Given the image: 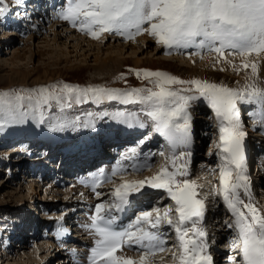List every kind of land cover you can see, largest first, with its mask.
I'll list each match as a JSON object with an SVG mask.
<instances>
[{
  "label": "snow or ice",
  "instance_id": "obj_1",
  "mask_svg": "<svg viewBox=\"0 0 264 264\" xmlns=\"http://www.w3.org/2000/svg\"><path fill=\"white\" fill-rule=\"evenodd\" d=\"M6 12L7 8L0 6V18ZM59 18L94 40L108 34L134 41L147 33L166 55L183 54L192 49L187 53L189 56L213 55L217 64L230 63L228 57H240V65H231L237 74L241 69H251V75L246 77L251 82L240 88L200 79L181 80L162 71L139 70L135 72L137 78L147 80L151 87L120 92L106 88H71L65 84L27 93H0V128L23 124L37 113V122L44 123L41 108L53 101L63 100L70 107L72 103L89 99L118 100L126 105H141L142 109L136 116L117 112L113 120L129 129L150 126L166 142L171 152L166 157L167 165L151 176L117 184L113 177L128 171L117 166L110 176L100 170L93 178L91 188L98 198L101 193L96 190L103 183L115 186L108 193V201L97 203L90 217V230L98 239L91 249L89 264H157L150 257L165 251L172 252L174 264H213L207 232L201 226L205 201L198 198L199 186L187 179L185 157L190 159L192 153L177 152L191 146L189 108L197 101L211 109L216 121L219 184L213 195L223 201L232 218L227 226L235 234L230 241L235 255L229 260L231 264H264V215L250 198L245 164L246 132L238 107V104L254 106L255 111L250 113L252 123L264 127V88L256 83L259 65L250 60L264 55V0H67ZM66 127L68 124L63 121L54 122L51 130L59 132ZM137 156V148L132 147L123 158L133 160ZM130 167L132 174H137L151 166L133 163ZM149 189L166 193L172 206L144 209L126 225H118L117 214L127 213L151 197L153 193ZM241 193L249 197L247 202ZM162 224L175 233L172 249L165 247L167 233L160 231ZM124 248L138 251L139 259L118 256L117 252Z\"/></svg>",
  "mask_w": 264,
  "mask_h": 264
},
{
  "label": "rangeland",
  "instance_id": "obj_2",
  "mask_svg": "<svg viewBox=\"0 0 264 264\" xmlns=\"http://www.w3.org/2000/svg\"><path fill=\"white\" fill-rule=\"evenodd\" d=\"M2 1H6V3H1ZM12 2L19 6H27L31 4L33 0H0V6H5L7 8V12L13 11L12 14H14L17 6L12 7ZM55 5H57V3ZM64 7L65 6H63V8ZM60 11H62V9ZM30 21V25L28 24V22L19 24L15 22L12 29L9 28L10 26L7 27L6 25H4L5 23H0L2 24L0 25V93L17 91L27 93L35 89L47 88L51 85L65 84L71 88H106L120 92L151 87L147 80L143 79L142 77L137 78L135 72L139 70L162 71L181 80L200 79L213 83H222L230 88H237L234 87L232 85V82H229V80L236 77V80L238 79V81H243V79L246 78V75L249 72V69H241L239 71V74H237V72L231 65H240L241 58L228 57L227 59L230 61V63L224 64V62L222 61L223 63H220L221 66H219L217 73L209 74L207 72L209 71L208 69L213 65H210L208 69H205L202 72L200 71L196 73V70H194V66L196 65V63L201 60L203 61L204 58L214 59L213 55L205 54L203 58L199 56H189L187 53H190L193 50L188 49L185 50L186 55L177 53L178 56L181 55L180 59L182 58L181 60H183L184 62L186 61L187 65H179L175 62H168L164 60V55L167 56L165 54V50L162 47L158 46L155 43V40L147 35V33L137 36L134 41L127 40L125 42L124 40L112 38L113 35L108 34H104L99 40H94L82 34L67 22L61 20L59 17H51V20L46 21V23L37 21L32 24L33 19H30ZM23 26H26V28L28 26V28L25 30ZM13 29H15V31H13ZM66 34L82 39L86 43V45L95 44L100 46H108L110 44H117L136 46V48L141 47L144 53L140 54L138 58L143 60L142 64H136L137 55L136 58L133 55V57L129 56L127 59H118V63H116L115 66L100 69L99 63L101 64L105 60V53L96 56L92 52L86 53L85 51H83L84 49H77L76 51L73 48L75 42L67 38ZM91 53L92 55H90ZM20 57L21 59H19ZM260 59L264 60V56L260 57L258 60ZM8 62H13V64L15 65L11 66ZM89 102H91V100H89ZM94 102L97 104V107L94 108V111L98 112V114L111 113L115 115L117 112H125L126 114L136 116L141 112L142 109L141 105H126L118 100H110L109 102H106V100H94ZM77 105L79 104L72 103L71 106L68 107L65 105L63 100H61L60 102L53 101L51 104L41 108V112L44 117V123L40 124L37 122L39 119V113H37L35 115H30L23 124H11L0 128V154L3 153L5 149H8L10 141H14L21 136H36L35 140L41 141V138H43V134L45 133L55 136L56 134H63L64 132H69L71 130L75 131L77 124L76 122H73L71 120H65L64 122L68 124V127H66L65 130L59 132L52 131V126H50L49 124L58 122L61 118L64 117L75 116L76 110L81 109L76 108ZM202 105L206 104L202 101H197L194 102L189 108V113L192 117V123L194 126L192 129L191 140L192 150H190V152L192 153L191 157H194L193 159H191L188 178H190L189 180L191 181L194 180L193 182H195L196 184L199 183L198 186H200V184L202 185L203 188L197 190L201 197H209L207 200H205L204 216H206L205 220L208 216L210 217H208L204 222V229L208 235V242L210 245L209 253L213 258V264H229L231 261L224 262L220 260L228 259L230 257L225 256L228 255L225 250H228L230 248V241L235 235H231L233 229L230 230V228L227 226V224L230 223L229 220H231L232 218L231 215L229 216V218L228 214L225 213L226 211L224 212L223 210H221L219 205L216 206V204L219 203V197L213 195L219 184V158L215 155V143L218 140L216 121L211 109L204 108L205 110H202ZM242 106L243 104H238V107L241 110V122L243 124L244 131L246 132L245 149L248 148L249 152H253L255 149L252 150V148H250V144L258 137H253L255 136V134L251 133V131H255L256 129L261 128V126H257L252 129V127L250 126V120L252 121L250 113L255 111V108L250 107L248 113L247 110L249 108L245 107L243 109ZM200 109L202 110L201 112ZM88 114L91 117L86 121L85 124L89 125L86 128H90L93 135L103 133V130H105L107 126L112 123L106 116L98 115L97 120L96 117H94V113ZM247 116H250L251 119ZM256 133H258L257 130ZM146 135H148L149 137L155 135V133H153L152 130L148 129L137 136V138H141V136L143 137ZM145 138L146 137H143L142 139L137 140L136 144L132 146L137 148L138 153V148L140 147L139 145H141L140 141L145 140ZM148 141L149 139H146V142L143 143L144 145L142 144V151L140 152L141 155H145V153L147 154V152L143 151V147L149 148L146 144ZM255 142L257 144V142L260 141ZM255 142H253L252 144H254ZM129 144L132 143L130 142ZM120 145L121 143H119L115 147H119ZM113 146L114 145H112L109 151L104 152L105 156L103 155V158L109 159L107 160V162L110 167L117 163H121L122 165H124V168L128 169L126 174L113 177V180L117 184L124 180H140L144 179L145 177L151 176L150 171L159 167V162L161 163V161L166 159L159 155V152H163L162 149L167 145L166 143L161 144L160 142L159 145L152 147V150L154 151H159V146L161 148L160 151L155 154L154 161L152 160L149 163L150 166H153V164L155 163L154 166L150 169H145L140 173L132 174L130 161L128 162L127 159L123 158L128 150L115 152V147ZM203 146L206 149H203ZM263 146L264 145H262V147ZM119 149L121 150L120 147ZM179 150L189 151L183 149ZM261 150V155L259 156H262V154H264V148ZM169 155L171 154L168 153L167 157ZM157 159L160 161H158ZM157 161L158 163H156ZM200 164L207 170L198 172L197 166H200ZM245 164L246 169H248L246 157ZM19 167H21V165H14L13 163H9V161L5 159L3 154L2 156H0V221L4 215H8V213H16L17 216H15L14 219L17 222L16 224L19 225L18 223H23L26 227L25 233L29 234L31 233L30 231H32L31 226L33 224L31 219L34 218L39 211L38 220L41 221V226H46L47 229H49V227H56L57 222L64 221V218L69 210H72L74 206L78 204V202H73L76 196L73 194L66 195L65 191H68L69 185H65L61 188H54V190L52 189L51 193L46 195L47 199L44 202L41 201V203H38L37 201H35V199L34 201H31V199L29 200L25 192L18 193V190L24 186L25 188H29L28 192L31 193L32 189H30L29 187L31 183L34 184L33 186L35 187L36 192L39 191V188L36 187L37 185L32 180L25 181V179L21 176V172L19 173L17 169ZM252 178L254 180V185L252 183L253 186L250 187L251 182H253V180L251 181L250 177L249 187L251 198L255 199L256 201H254L253 199L251 200L253 201V204L258 209H260L259 211L261 212V214L264 215V175L259 179L257 177L255 178L252 175ZM114 186V184H109L108 186H104V188L106 187V189L102 188V190H100V192L102 191L103 194H101V196L104 197L100 198L102 200H99L98 203H105L108 201V193ZM43 188L45 189L46 186H43L41 189ZM252 188L254 189L251 190ZM57 190L64 193L57 194ZM54 191L56 194L54 193ZM148 191L153 190L149 189ZM38 195L40 198L44 197L42 193H38ZM241 198H244L243 193H241ZM247 198L249 197L247 196ZM143 201H146L147 203L146 205H144V209L148 210H150L152 207H160L161 209H163L164 207L172 206V201L168 199L167 194L163 193L162 191L155 193L154 196H151L149 198V201L144 199L141 202ZM208 205H212V207L214 208L213 211L212 209H207ZM215 208L217 210H215ZM223 208L225 209V206ZM144 209L141 208V210L139 211H142ZM28 213L31 214V217H29V219L25 218V215H27ZM21 216H23V218H21ZM19 218L22 219V221H20ZM40 228L42 229V227ZM41 229L39 236L34 238L32 241L21 240L18 241L17 244H11L10 242L9 246L13 249L10 251V254H8L7 252L5 253L6 256L0 259V264H29L32 261L37 262V252H34L35 256H33L31 253H33V251L35 250V246H37V244L38 246H41L40 244L42 242H45L46 240V237L41 238L45 236L44 229H42V232ZM223 229L225 231H223ZM160 230L167 233V238H165V240L166 244H169L166 246V248L172 249L176 243L174 231L163 224L161 225ZM220 232H222V234L218 235V233ZM48 233V235L53 234L52 231H49ZM62 234L64 235L65 232ZM228 234L229 236H227ZM58 236L60 237V233L58 234ZM47 240L48 243L51 244V239ZM23 241H26V245L22 248H18L17 246L20 245ZM53 244L54 243L52 242V247H49V251L47 250V252L42 255L47 257L49 264H57V262H59L57 260L62 259L60 257L62 256L61 253H58V256H56V258L54 259L55 252L59 251L56 248L53 251V248L55 247V244ZM43 249H40V252L41 250L43 251ZM157 254H159L158 257L162 256L160 255V253ZM162 254H168L170 255V257H172L171 251H165L162 252ZM121 256L131 257L132 259L137 260L139 259L138 251H127L122 253ZM19 257H23V260H20ZM151 260L154 261V259ZM160 260H162V262H170L169 258L162 259L161 257ZM156 262L157 264L162 263L161 261L159 262L157 260Z\"/></svg>",
  "mask_w": 264,
  "mask_h": 264
},
{
  "label": "bare ground",
  "instance_id": "obj_3",
  "mask_svg": "<svg viewBox=\"0 0 264 264\" xmlns=\"http://www.w3.org/2000/svg\"><path fill=\"white\" fill-rule=\"evenodd\" d=\"M54 2H56V0L54 1V0H52L51 1V4H53ZM56 4V3H55ZM67 4V0H66V3H65V5ZM61 5H63V2L61 3ZM55 9H56V5H55V7H54ZM54 9V10H55ZM60 10L62 9V6H60V8H59ZM51 12H54V11H52L51 10ZM60 12L61 11H58V12H54V15L52 16V17H59V14H60ZM48 17V16H47ZM13 31H15V29H13ZM66 32V31H65ZM66 37L67 38H69L70 40H72V41H74L75 42V45H73V48L77 51V49H79V50H81V49H84L83 51H85L86 53H88V52H92L93 54H95L96 56L97 55H99V54H102V53H105V60L100 64L99 63V67H100V69H103V68H109V67H112V66H115V64L116 63H118V59H127L129 56H132L133 57V55L135 56V58H136V55H137V59H136V64H142V59H140V58H138L139 56H140V54H142V53H144V51L141 49V47H137L136 48V46H130V45H114V44H110V45H108V46H100V45H92V44H89V45H86V43L82 40V39H80V38H78V37H75V36H71V35H67L66 34ZM112 38H115V39H118V40H124L122 37H120V36H116V35H113L112 36ZM125 42L127 41V40H124ZM140 41H142V40H140ZM143 46V45H142ZM84 47H86V48H84ZM128 49H130V50H128ZM129 51V52H128ZM92 53L90 54V55H92ZM181 56V55H180ZM180 56H178V54L176 53V52H173L172 54H170V55H167V56H165L164 55V60L165 61H168V62H172V63H178L179 65H187V63H186V61L184 62L183 60H181L180 59ZM262 56H264V55H262ZM261 56V57H262ZM19 59H21V57L19 58ZM259 59V58H258ZM256 57H251L250 58V60H254V61H256L257 63H258V65H259V67H258V79L256 80V83L258 84V86L259 87H261V88H264V60H262V59H260V60H258ZM201 60V59H200ZM9 63V65H15V64H13V62H8ZM109 63V64H108ZM220 63H223L222 61L220 62ZM220 63L219 64H217V63H215V61H214V59H203V61L201 60V61H199V62H197L196 63V65L194 66V70H196L195 72L196 73H198V72H202L203 70H205V69H208V67L210 66V65H213V66H211V68H209L208 70L209 71H207L209 74L210 73H217L218 71V69H219V66H221L220 65ZM225 64V63H224ZM231 65V64H230ZM216 69V70H215ZM207 73V74H208ZM251 75V69L249 68V72L247 73V75H246V77L247 76H250ZM229 82H232V85L234 86V87H237V88H240V87H243V85L246 83V82H251V81H249V80H247L246 78L245 79H243V81L242 80H239L238 81V79L236 80V77L235 78H232V79H230L229 80ZM243 108H245V107H247V108H249L248 110H250V107H254V106H252V105H247V104H243V106H242ZM252 109V108H251ZM200 117V116H199ZM199 119V118H198ZM111 126H112V123L109 125V126H107V128L105 129V130H103V133H105L108 129H110L111 128ZM250 126L252 127V129L253 128H255V127H257V126H260V125H253L252 124V122L250 123ZM264 128V127H263ZM248 131H251V130H248ZM247 131V132H248ZM257 132L258 133H256V130L255 131H251V133H253V134H255V136H253V137H258L255 141H260V142H257V144L259 145V149H260V151H262L261 149H263L264 148V146L262 147V145H264V132L263 133H259V131L257 130ZM261 132V131H260ZM99 134H101V133H99ZM142 137V136H141ZM132 138H126V139H124V140H122L121 142H119V143H121V145L119 146L120 148H121V150L124 148V149H128V148H130L131 147V145L129 144L130 142H132ZM164 143V139L162 138V137H160L158 134H155V135H152L151 136V139H149V141L146 143L147 144V146L149 147V148H144L143 147V151H145V152H147V154L146 155H141V158L138 160V163H136V162H134L135 164H144L145 163V161L147 160L148 161V159L149 158H153L154 157V155L156 154V153H158L159 151H160V146H159V151H154V150H152V147L154 146H157V145H159V143ZM119 143H117V144H114V146L113 147H115L116 145H118ZM145 144V145H146ZM261 144V145H260ZM123 146H125V147H123ZM119 147H115L114 149H115V152H118V151H121L120 149H119ZM123 147V148H122ZM262 147V148H261ZM191 148H192V146H190V148L189 149H183V150H191ZM203 149L205 148L204 146L202 147ZM110 149V148H109ZM157 149V150H158ZM206 149V148H205ZM167 150H169V148L167 147V146H165L163 149H162V151L164 152V154L166 155H164V156H162L163 158H166L167 157V155H168V152L169 151H167ZM245 150H247L248 151V148H246ZM154 151V152H153ZM178 151H180L179 149H177V152ZM11 155H13V153H16V149L14 148L13 150H11L10 152H9ZM160 153V152H159ZM254 154H255V152H254ZM162 157H161V159H162ZM194 157V156H193ZM193 157H190V159L188 158V157H185V160H187L188 161V170H189V167L191 166L190 164H191V159H193ZM257 158H258V160L255 158L254 160L256 161L257 160V164L258 165H256V166H258L259 167V172H261V174L259 175V177H258V179L259 178H261L263 175H264V168H263V166H262V163L260 162V156H257ZM160 159V158H159ZM158 161H160V160H158ZM158 161L156 162V163H158ZM202 164V163H201ZM200 164V166L198 165L197 167H198V172L199 171H206L207 169L204 167V166H202ZM19 165H23V163L20 161L19 162ZM159 167H157V168H155V169H153V170H151L150 171V175H153V174H155L159 169H160V167L162 166V165H167V160L166 159H164L163 161H161V163L159 162ZM248 167V166H247ZM157 169V170H156ZM251 172V171H250ZM197 173V172H196ZM198 174V173H197ZM191 175V174H190ZM194 175H196V174H194ZM256 178V177H255ZM187 179H190V178H188L187 177ZM31 181V179H27L26 181ZM32 181H33V179H32ZM194 181V180H193ZM196 181V180H195ZM197 181H199V180H197ZM250 181V180H249ZM254 182V181H253ZM252 182V183H253ZM34 183H35V181H34ZM201 183V182H200ZM199 184V183H198ZM197 184V185H198ZM34 184H30V189H32V191H31V193L30 192H28L29 190V188H25L24 186L23 187H21L19 190H18V193H22V192H25L26 193V195H27V197H28V199L30 200L31 199V201H34V199H35V201H37L38 203H41V201H46V199H47V197H46V195H48V194H50L51 193V189H49V190H47L46 188L44 189H41L40 187H39V191L38 192H36L35 191V187L33 186ZM253 185H254V183H253ZM36 186V185H35ZM36 187H38V186H36ZM104 189V186L103 187H100L99 189ZM106 188V187H105ZM203 187H202V185L200 184V186L198 187V189L197 190H200V189H202ZM76 188H72V187H70L69 189H68V191H65V194L66 195H68V194H75V193H77L78 191L77 190H75ZM54 190V189H53ZM252 190V189H251ZM149 192H152L153 193V195L152 196H154V194L155 193H157V192H155L154 190L153 191H149ZM200 192V191H199ZM38 193H42L43 195H44V197L42 198H40L39 197V195H38ZM53 193V192H52ZM54 193H55V191H54ZM53 193V194H54ZM62 194V193H64V192H59L58 190H57V194ZM101 193H102V191H101ZM56 194V193H55ZM83 194H85V193H83ZM82 194V195H83ZM104 194H106V193H104ZM36 195H37V197H36ZM103 195V194H102ZM39 197V198H38ZM104 197V196H103ZM102 196H100L99 198L97 197L96 199H100V198H103ZM150 198V197H149ZM149 198H146L145 200H147V201H149ZM198 198H200V199H203L204 201L205 200H207L209 197L207 196V197H201L200 195H199V197ZM250 198H251V192H250ZM45 199V200H44ZM95 199V202L94 203H96V201H97V203H98V200H96ZM251 199H253V198H251ZM218 200H219V198H218ZM243 200L245 201V202H247L248 200H249V198H247V196H244V198H243ZM254 201H256L255 199H253ZM251 202L253 203V201L251 200ZM93 203V204H94ZM221 205H223V203H222V200H221ZM216 206H217V204H216ZM223 207H224V205H223ZM260 210V209H259ZM223 211L225 212H227V210H226V208L224 209L223 208ZM228 213V212H227ZM229 215H231L230 213H228ZM29 217H31V214L30 213H28L27 215H25V218H27V219H29ZM21 218H23V216H21ZM19 220L20 221H22V219H20L19 218ZM17 223V222H16ZM36 225H37V223H34V227H32L31 226V228H35L36 227ZM74 227V225H72V226H70L69 227V229L68 230H66L65 231V234L64 235H68V232H69V230H71L72 232L71 233H74L75 232V229L73 228ZM214 231V230H213ZM223 231H225L224 229H223ZM222 231V232H223ZM222 232H220V233H218V235H220V234H222ZM62 236L63 238L65 237V236ZM17 237H18V239H24L25 237H24V235H23V232L21 233H19L18 235H17ZM73 237H75V236H73ZM47 238L48 237H46V240H47ZM59 238H61V237H59ZM66 238V237H65ZM1 239V238H0ZM21 240H18V241H21ZM24 240H26V239H24ZM45 240V242H42L40 245L41 246H38V244H37V246H35V250L33 251V253H31L33 256H35V254H34V252H37V257H38V261L37 262H34V261H32L31 263H29V264H49L48 263V260H47V257L46 256H42L44 253H46L47 252V250L49 251V247H52V243L50 244V243H48V241H46ZM17 241V242H18ZM28 241V240H27ZM168 243V242H167ZM8 245H10V242H9V244ZM26 245V241H23L20 245H18L17 247L18 248H22V247H24ZM54 245V244H53ZM64 245V246H63ZM59 246H61L60 248H57V249H59L60 251L58 252V253H61V255H65V254H69L70 252H72L73 251V249L72 250H70V248H69V246H67V244L65 243V244H59ZM10 247V246H9ZM231 247V246H230ZM45 250H44V249ZM40 249H43V251L41 250V252H40ZM31 251V250H30ZM79 251V250H78ZM226 252H227V254H230V255H235V252H234V250L232 249V248H230V249H228V250H225ZM17 252V251H16ZM32 252V251H31ZM232 253V254H231ZM6 256V255H5ZM169 255H167V256H164V255H162V256H154V257H150L151 259H154V261H161L162 262V260H160V258L162 257V259H165V258H167ZM29 257V256H28ZM31 257V256H30ZM4 258V257H3ZM25 258V257H24ZM19 259L20 260H23V257H19ZM61 260V261H60ZM60 260H57V261H59V263H62V260H64L63 258L62 259H60ZM223 260V259H222ZM229 260V259H228ZM56 261V262H57ZM231 263V262H230ZM229 263V264H230ZM161 264H172V263H170V262H165V261H163Z\"/></svg>",
  "mask_w": 264,
  "mask_h": 264
}]
</instances>
